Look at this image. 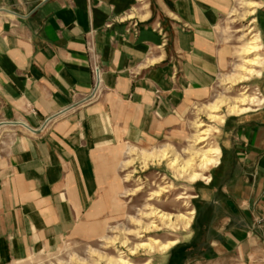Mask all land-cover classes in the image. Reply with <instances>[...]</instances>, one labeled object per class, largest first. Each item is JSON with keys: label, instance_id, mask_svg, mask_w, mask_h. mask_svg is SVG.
Masks as SVG:
<instances>
[{"label": "crops", "instance_id": "crops-1", "mask_svg": "<svg viewBox=\"0 0 264 264\" xmlns=\"http://www.w3.org/2000/svg\"><path fill=\"white\" fill-rule=\"evenodd\" d=\"M256 3L264 49V0ZM230 9L231 0H0V264L55 252L98 226L100 159L181 132L190 103L228 62L220 27ZM253 84L261 103L221 121L219 159L194 194L193 235L208 246L194 264L255 260L264 67ZM134 147L116 148L114 167Z\"/></svg>", "mask_w": 264, "mask_h": 264}, {"label": "rangeland", "instance_id": "rangeland-1", "mask_svg": "<svg viewBox=\"0 0 264 264\" xmlns=\"http://www.w3.org/2000/svg\"><path fill=\"white\" fill-rule=\"evenodd\" d=\"M245 1L248 4L246 8L242 7L238 0H231V9L220 27L223 42L229 49L228 62L215 85L207 92L206 96L190 103L181 120V132L173 138H163L149 145L121 144L136 146L134 147L135 151L130 150L132 153L129 151L128 154L122 156L126 160L134 159V163L129 169H125L124 166L116 168L112 164L114 163L115 149L121 145L108 149L100 159L99 201L101 210H99L100 213L98 215L100 216L98 226L92 228L90 232L86 231L70 237L55 252L36 255L27 260L10 264H107L110 258L117 260L121 255L131 260L134 264L147 262L149 264H194L192 262L193 259L204 253L208 246H206V243L204 244L203 240L197 243L193 235V226L197 216L196 213L198 212V204L194 194L198 190V185L203 180V177H199L196 181H191L190 173L182 174L178 167L171 166L169 160H163L161 161L162 163L155 161L144 166L141 150H150L153 147L170 144L183 159H189L191 156L189 147L190 149L194 148L195 151H203L209 149L210 146L216 145L215 134L217 127L221 124L222 116L225 118V116L231 114L243 113V111L239 110L231 112L230 105L224 103L212 115L205 108L207 103L213 101L221 93L231 97L232 102L236 99L240 103L241 99L245 100V106L250 107L247 111L255 109L261 103V91L253 84L254 78L258 75L256 72L246 73V77L235 85L233 83L228 84V87L233 85L229 93L225 91V87L219 86L220 77L233 72L239 63L236 50L243 44L241 36L244 33L251 32L250 36L259 37L253 21L255 11L259 6L256 2L259 3V0ZM244 14L248 15L243 17ZM259 53L264 57L263 47ZM263 67L264 59L257 69L261 70ZM243 92H245L244 96L241 95ZM214 115L220 117H215ZM198 121H202L206 125L197 128ZM197 135L205 136L207 139L205 143L198 147H193L194 139ZM192 163L193 169L208 175L216 162L206 168L201 167L200 162L197 160ZM111 165L113 166L111 167ZM128 174L131 176L129 181L126 180ZM118 180H120V185ZM178 196L181 199H177ZM116 197L118 200L120 199L116 202L124 206L119 215L113 212L114 209L112 207ZM193 209L195 211L194 217L193 214L189 215V212H192ZM160 210L171 214L172 218L168 220L160 217L158 213ZM144 213H150V215L147 216ZM184 214L188 217H193V220L191 218L192 223L191 221L189 224L184 222ZM131 217L141 219V223L131 219ZM190 224L191 226L187 228ZM257 224L259 226L254 232L258 239V246H255L253 251L255 260L253 263L247 262L243 264H264V219H259ZM101 236L104 237L102 238ZM109 238H114L116 241H111L108 244ZM125 238L127 239L126 244L122 242ZM154 240H157V243L154 244L152 249L146 247L134 251V248L141 242H154ZM161 243H165L167 246L163 247ZM197 264L230 263H216L211 259L201 257L200 263Z\"/></svg>", "mask_w": 264, "mask_h": 264}, {"label": "bare ground", "instance_id": "bare-ground-1", "mask_svg": "<svg viewBox=\"0 0 264 264\" xmlns=\"http://www.w3.org/2000/svg\"><path fill=\"white\" fill-rule=\"evenodd\" d=\"M238 1L241 3L242 7H245V8L248 7V4L246 3L245 0H238ZM234 12H235V10H234ZM247 15L248 14H244L243 17H245ZM250 35H251V32H247L241 36V40L243 41V44L240 47H238V49L236 50L237 56L239 58V63L236 65L234 71L231 72L230 74L223 75L220 79V85L219 86L225 87V91H227V93H229L233 87V85L230 87H228L227 85L230 83H233L234 85L236 83H239L243 78L246 77V73L247 74L248 73H254V72H256L258 74L261 73V70L257 69V67H258V65L261 64V61L264 59V57H262L263 55L261 56V54L259 53L260 49L263 46H262L260 37L250 36ZM244 94H245V92L241 93V95H243V96H244ZM231 99L232 98L227 96L225 93H221L213 101L207 103L205 105V108L211 114L213 112L215 113L217 110H219L222 107V105H224V103H228L230 105L231 112H234L236 110L244 112V111H247L250 109V107L245 106L246 105V104H244L245 100L241 99V103H240V101L237 100L236 98H235L236 100L234 102H232ZM207 114H208V112H207ZM214 116L220 117L218 115H214ZM223 119H224V116H222V120ZM205 125L206 124L202 121L197 122V128L204 127ZM206 139L207 138L205 136H198L197 135L194 139L195 143H194L193 147H198L199 145L205 143ZM130 150L135 151V148L134 149L131 148ZM175 151L176 150L173 149L172 145L166 144V145H163L160 147H153L150 150H147V149L141 150V157H142L144 166L149 165V163L155 162V161L161 162L163 160H169L172 167H178L182 174L190 173V180L196 181L199 177H203V179H206L207 176H206V173L193 169L194 166H193L192 162L194 160H197L198 162H200L201 167L206 168L208 165H211V164L218 161V159H219L218 154L220 153L219 147L215 146V145L210 146L209 149L203 150V151H195L194 148L190 149V147H189V151L191 152L190 158L188 157L189 159H186V158L183 159ZM133 160H131V158L128 160H125L124 164H123L124 168L129 169L134 163ZM130 177H131L130 174H128L126 180L129 181ZM177 199H181V197L178 196ZM158 213L160 214V217L167 218L168 220H170L172 218L171 214H168V213L163 212L161 210L158 211ZM144 214L147 216L150 215V213H144ZM192 214H193V212H189V215H192ZM183 217H185L184 222L186 224H189L192 217H188L186 215ZM131 219L137 221L138 223H141V219H138L136 217H131ZM109 239L107 242L108 244H110L111 241H116V239H114V238H109ZM122 242L124 244H126L127 239L126 238L123 239ZM156 243H157V240H154V242L153 241L141 242L138 246H136V248H134V251H138L139 249L146 248V247L152 249L154 244H156ZM171 243H174V242H171ZM162 246L166 247L167 245L164 243V244H162ZM107 264H134V263L131 260H129L128 258H125L124 256L121 255L117 260H113L112 258H110L108 260ZM144 264H149V262L144 263Z\"/></svg>", "mask_w": 264, "mask_h": 264}, {"label": "built area", "instance_id": "built-area-1", "mask_svg": "<svg viewBox=\"0 0 264 264\" xmlns=\"http://www.w3.org/2000/svg\"><path fill=\"white\" fill-rule=\"evenodd\" d=\"M93 73H94V77H95V81H96L95 90L97 91L99 83H100V68L98 66H94ZM258 95H260V93H258ZM95 97H97L96 92L89 99H91V98L93 99Z\"/></svg>", "mask_w": 264, "mask_h": 264}]
</instances>
